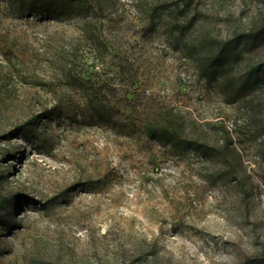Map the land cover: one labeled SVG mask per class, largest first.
<instances>
[{"label":"rangeland","instance_id":"rangeland-1","mask_svg":"<svg viewBox=\"0 0 264 264\" xmlns=\"http://www.w3.org/2000/svg\"><path fill=\"white\" fill-rule=\"evenodd\" d=\"M89 1L55 20L0 0V264H264V0ZM55 104L74 108L38 119ZM165 116L241 162L148 137Z\"/></svg>","mask_w":264,"mask_h":264},{"label":"trees","instance_id":"trees-1","mask_svg":"<svg viewBox=\"0 0 264 264\" xmlns=\"http://www.w3.org/2000/svg\"><path fill=\"white\" fill-rule=\"evenodd\" d=\"M7 3L15 4L18 8V11L25 15H40L48 19L62 20V19H71L77 16L87 17L86 12L87 6L89 5V0H4ZM90 21L85 20L83 31L84 34L88 31V25ZM257 36V35H256ZM88 39H92L95 37V34L86 36ZM93 47V46H92ZM104 50H106V46L102 45ZM227 48V46H226ZM222 57V55H221ZM224 57V56H223ZM75 59H71L74 64ZM218 60H221L220 54L217 56ZM69 71L64 74L65 86L68 87L70 93H77L80 91L82 96L84 97V107L86 111L90 112V115L98 117L99 121L107 122L111 117L110 108L104 106L102 104H98L97 101L93 98L92 93V85L93 82L90 77H84L78 75L76 73V66L72 64L69 65ZM255 71V79H263L264 78V66H256L254 68ZM256 80V81H257ZM252 84V83H251ZM74 95V94H72ZM74 105H69L68 107H61L60 104L51 105L50 107L43 108L40 110V114H38V119H46L50 118L54 115H60L65 110L72 111ZM170 116H165L162 120H157L153 123H149L145 125V132L148 137L155 139L162 144H168L171 147H190L196 150H208L211 155H215L218 157L224 158L226 156V151L228 149L232 150L236 155L237 161L241 162V156L235 148H230L233 144L232 140L222 141L221 145L218 146H210L205 141L199 138H189L185 139L180 134V129L176 128V123L172 124ZM23 127H26L25 125ZM11 134L9 135H0V161H9L15 157V153L7 150L3 145V142H9L11 139ZM230 146V147H229ZM7 178L6 174L0 168V187L2 182ZM6 197L0 191V202ZM21 200L25 201L26 198L24 196H20L19 199L14 201V206L19 207L21 205ZM34 203V202H32ZM35 204V203H34ZM0 217V226L2 225L3 220Z\"/></svg>","mask_w":264,"mask_h":264}]
</instances>
